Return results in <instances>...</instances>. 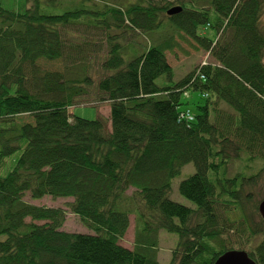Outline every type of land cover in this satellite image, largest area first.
<instances>
[{"label":"trees","instance_id":"1","mask_svg":"<svg viewBox=\"0 0 264 264\" xmlns=\"http://www.w3.org/2000/svg\"><path fill=\"white\" fill-rule=\"evenodd\" d=\"M75 2L0 0V264H162V231L179 238L169 264L229 251L264 264V0ZM182 44L213 62L175 82ZM103 104L94 121L69 114ZM243 156L262 169L226 178ZM190 164L179 191L194 208L170 199ZM28 195L73 200L91 233L65 232L68 212Z\"/></svg>","mask_w":264,"mask_h":264},{"label":"rangeland","instance_id":"2","mask_svg":"<svg viewBox=\"0 0 264 264\" xmlns=\"http://www.w3.org/2000/svg\"><path fill=\"white\" fill-rule=\"evenodd\" d=\"M26 0H3L4 7L7 9H14L15 11L19 10L22 6H24ZM41 3H44L49 8L50 13L54 14H62L66 11L73 10L77 5H75V0H39ZM132 1V0H129ZM28 4H32V1L28 2ZM86 5L85 2H80L78 6ZM20 7V8H19ZM19 8V9H18ZM47 8V9H48ZM262 27L264 29V16L262 18ZM209 33V31H208ZM171 59L173 60L172 67L174 68L175 82H179L183 78H185L192 70L198 67L200 64L207 62L211 63L212 58L205 51L197 50L191 44H182V52H178L174 54H170ZM160 86L166 85V78H161L158 81ZM69 114L74 120L75 118H82L89 121L96 120L101 114L108 116L110 114V107H107V104L99 105V107L89 105V106H76L69 110ZM246 157L243 156L241 160L234 159L229 163V166L226 170V178L232 179L238 173H243L245 175H252L253 173H257L263 167L262 163H257L254 165H249L250 167L247 169L246 166ZM195 167L193 164H190L184 167L181 171V174L175 178L172 184V191L170 193V199L176 203L181 205L194 208L195 205L184 198L179 191L180 184L188 179L191 175L195 173ZM257 194L253 195L254 200H257V196L259 197V193L264 195V175L259 182L258 187L256 188ZM133 190H131L128 194L132 195ZM51 197H45L42 200H31L30 196L26 197V200L29 203H32L36 206H46L53 208H62L68 212L66 223L63 227V230L68 233H82V234H90L91 232L85 229L82 222L79 218L75 217L71 211L68 209V204L73 202L71 199H62V200H51ZM253 206V204H251ZM134 229H135V217H131V227L130 230L125 237V239L121 242V244L128 248H133L134 243ZM178 236L174 234H170L166 231H162L160 233V247H159V259L162 264H169L172 260V251L176 248L178 244ZM215 246H217L215 244Z\"/></svg>","mask_w":264,"mask_h":264},{"label":"water","instance_id":"3","mask_svg":"<svg viewBox=\"0 0 264 264\" xmlns=\"http://www.w3.org/2000/svg\"><path fill=\"white\" fill-rule=\"evenodd\" d=\"M182 12V8L176 7L171 9L168 14L170 16L179 14ZM259 213L264 220V199L259 205ZM214 264H257L252 260L247 252L244 251H229L222 256Z\"/></svg>","mask_w":264,"mask_h":264},{"label":"built area","instance_id":"4","mask_svg":"<svg viewBox=\"0 0 264 264\" xmlns=\"http://www.w3.org/2000/svg\"><path fill=\"white\" fill-rule=\"evenodd\" d=\"M185 118H187L189 121L193 120V117L190 114L187 117L185 116Z\"/></svg>","mask_w":264,"mask_h":264}]
</instances>
